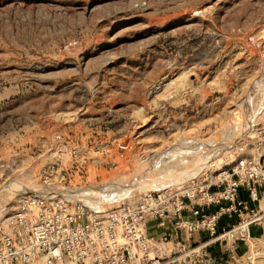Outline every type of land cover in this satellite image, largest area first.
Returning <instances> with one entry per match:
<instances>
[{"label":"rangeland","instance_id":"rangeland-1","mask_svg":"<svg viewBox=\"0 0 264 264\" xmlns=\"http://www.w3.org/2000/svg\"><path fill=\"white\" fill-rule=\"evenodd\" d=\"M263 123L264 0H0V223L20 195L179 186ZM248 247L211 257L264 264Z\"/></svg>","mask_w":264,"mask_h":264},{"label":"built area","instance_id":"built-area-1","mask_svg":"<svg viewBox=\"0 0 264 264\" xmlns=\"http://www.w3.org/2000/svg\"><path fill=\"white\" fill-rule=\"evenodd\" d=\"M228 153L179 186L104 212L20 195L0 223V264H214V248H249L264 240V123Z\"/></svg>","mask_w":264,"mask_h":264},{"label":"crops","instance_id":"crops-1","mask_svg":"<svg viewBox=\"0 0 264 264\" xmlns=\"http://www.w3.org/2000/svg\"><path fill=\"white\" fill-rule=\"evenodd\" d=\"M242 198H244V195H242ZM151 224H149V228L151 229L150 231H151V233H153V234H157L158 233V231H156L155 229H153V228H151L152 227V225L150 226ZM255 235L257 234L256 233V231H254L253 232ZM198 239V236H195L194 237V240H197ZM245 247V246H244ZM217 249L216 248H214V252L216 251ZM241 250V249H240ZM240 250H238L237 248H234L233 249V252H232V254H235L236 252H240ZM214 252H213V254H214ZM218 252V251H217ZM220 252H222V251H220ZM228 254V253H227ZM241 254V253H240Z\"/></svg>","mask_w":264,"mask_h":264},{"label":"bare ground","instance_id":"bare-ground-1","mask_svg":"<svg viewBox=\"0 0 264 264\" xmlns=\"http://www.w3.org/2000/svg\"><path fill=\"white\" fill-rule=\"evenodd\" d=\"M188 146H189V145H188ZM177 148H178V147H177ZM209 151H210V150H209ZM193 153H194V152H193ZM213 154H214V153L209 154L208 157H209L210 155H213ZM201 156H202V155H201ZM201 156H200V157H201ZM211 157H212V156H211ZM205 159H206V158H205ZM43 197H44V195H43ZM50 197H51V196H50Z\"/></svg>","mask_w":264,"mask_h":264}]
</instances>
